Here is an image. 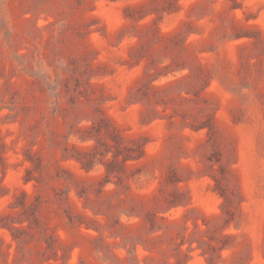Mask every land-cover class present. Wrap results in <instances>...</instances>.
Here are the masks:
<instances>
[{
	"label": "rangeland",
	"instance_id": "1",
	"mask_svg": "<svg viewBox=\"0 0 264 264\" xmlns=\"http://www.w3.org/2000/svg\"><path fill=\"white\" fill-rule=\"evenodd\" d=\"M0 264H264V0H0Z\"/></svg>",
	"mask_w": 264,
	"mask_h": 264
}]
</instances>
